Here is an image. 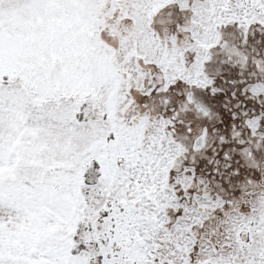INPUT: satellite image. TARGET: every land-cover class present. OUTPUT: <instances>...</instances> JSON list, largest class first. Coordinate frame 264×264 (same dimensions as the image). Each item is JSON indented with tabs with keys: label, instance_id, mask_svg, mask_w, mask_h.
I'll return each mask as SVG.
<instances>
[{
	"label": "snow or ice",
	"instance_id": "obj_1",
	"mask_svg": "<svg viewBox=\"0 0 264 264\" xmlns=\"http://www.w3.org/2000/svg\"><path fill=\"white\" fill-rule=\"evenodd\" d=\"M0 264H264V0H0Z\"/></svg>",
	"mask_w": 264,
	"mask_h": 264
}]
</instances>
